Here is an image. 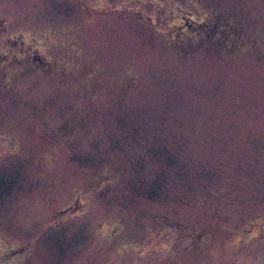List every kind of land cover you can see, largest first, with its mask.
<instances>
[{"label":"rangeland","instance_id":"rangeland-1","mask_svg":"<svg viewBox=\"0 0 264 264\" xmlns=\"http://www.w3.org/2000/svg\"><path fill=\"white\" fill-rule=\"evenodd\" d=\"M196 1L249 42L184 56L169 42L178 0H0L8 264H264L263 236H230L264 215V0ZM17 32L47 69L2 63ZM102 170L114 181L94 193ZM75 193L93 208L60 211ZM108 214L124 223L113 236ZM162 216L204 235L156 245Z\"/></svg>","mask_w":264,"mask_h":264},{"label":"flooded vegetation","instance_id":"flooded-vegetation-1","mask_svg":"<svg viewBox=\"0 0 264 264\" xmlns=\"http://www.w3.org/2000/svg\"><path fill=\"white\" fill-rule=\"evenodd\" d=\"M205 3L204 6L206 7H202V5H198L196 0H178L176 10H174L176 21L173 25H175V30L170 33L169 42L186 57L194 55L199 49L205 48L214 53L243 48L249 40L241 36L235 19L233 17L228 20L225 19L217 10V7L213 4L210 5L208 2ZM1 20L0 25L4 27L7 21L5 18ZM188 20L192 23L189 24ZM9 38L13 42L17 41V43L2 49L4 56L1 60L2 63L14 61L16 58L21 57L22 63L28 64L30 61L33 63V66H37L42 70L47 69L44 67V63L48 57L33 40L26 41L22 32L12 33ZM10 47L12 48L11 50L9 49ZM113 181L114 179L110 171H100L94 181L93 192L103 194ZM88 207L93 208L91 203L81 198L78 193H75L62 206L60 211L73 212V214L78 215ZM100 219L101 228L99 229V233L102 232L105 236H113L118 231L123 230L124 223L118 217L108 214L101 216ZM246 219L244 226H242L243 228L239 230L237 227H234L230 231V236L247 238L261 235L264 237V215L252 212L248 214ZM173 232L192 235L196 238H202L204 235V231H200L197 227H189L183 222L176 221L174 218L162 216L161 220L151 230L149 237L154 244L160 246L162 241L167 243L174 241ZM8 263L9 260L7 258L2 259L0 257V264Z\"/></svg>","mask_w":264,"mask_h":264}]
</instances>
